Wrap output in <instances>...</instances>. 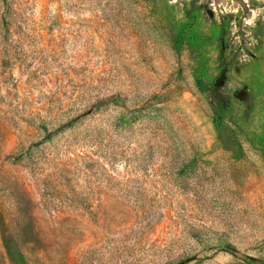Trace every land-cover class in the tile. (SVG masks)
Returning <instances> with one entry per match:
<instances>
[{"label":"rangeland","instance_id":"obj_1","mask_svg":"<svg viewBox=\"0 0 264 264\" xmlns=\"http://www.w3.org/2000/svg\"><path fill=\"white\" fill-rule=\"evenodd\" d=\"M0 264H264V0H0Z\"/></svg>","mask_w":264,"mask_h":264}]
</instances>
